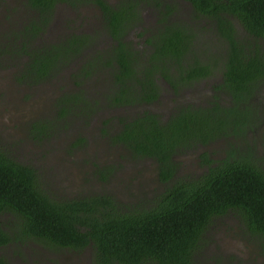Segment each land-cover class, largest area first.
I'll list each match as a JSON object with an SVG mask.
<instances>
[{
	"label": "trees",
	"instance_id": "obj_1",
	"mask_svg": "<svg viewBox=\"0 0 264 264\" xmlns=\"http://www.w3.org/2000/svg\"><path fill=\"white\" fill-rule=\"evenodd\" d=\"M6 1L0 0V6ZM21 1L36 15L17 30L10 29L0 43V57L7 55L13 78L29 85L60 75L62 81L74 80L69 81L74 88L54 101L65 125L69 112L94 119L106 109L125 111L110 141L134 159L155 161L158 179L165 185L151 200L141 196L126 204L107 191L59 200L40 187L32 165L0 150V213L10 211L19 221L7 228L0 215V246L32 238L55 251L87 246L96 264H195L207 226L230 214L245 228L243 237L264 253L263 158L249 146L237 149L246 133L258 135L264 121V109H257L258 89L264 86V0ZM58 2L73 8L93 3L103 20L100 26L94 24L93 35L64 31L51 41L43 36ZM141 10L156 19L150 35L132 48L126 36L138 27ZM89 75L103 88L102 100L84 97ZM199 82L205 85L195 89ZM190 87L197 92L191 99L171 98L176 102L172 111H152V105L164 102L159 95L170 90L181 94ZM208 89L211 94L204 102L208 92L200 90ZM110 120L104 122L107 128ZM41 128L32 126L43 136ZM101 133L107 134V129ZM232 133L239 143L229 145L224 158L215 162L206 151L200 152L207 171L197 178L175 177L174 154ZM93 167L92 178L100 181L114 172ZM215 258L216 264L227 262ZM0 264L10 262L0 254Z\"/></svg>",
	"mask_w": 264,
	"mask_h": 264
},
{
	"label": "rangeland",
	"instance_id": "obj_2",
	"mask_svg": "<svg viewBox=\"0 0 264 264\" xmlns=\"http://www.w3.org/2000/svg\"><path fill=\"white\" fill-rule=\"evenodd\" d=\"M23 9L27 13L26 17ZM31 11L32 9L22 4L21 0H7L0 6V43L6 39L10 29L17 30L23 26L25 20L32 17ZM57 12L60 13V8ZM6 14L8 16H5ZM146 19L148 26L152 24L151 15L146 16ZM49 29L47 35L51 36L47 38H50L51 41L64 34V30L56 21ZM79 29L81 28L79 27ZM79 31L74 30L75 33ZM132 36V33H129L126 38L131 39L132 48H136L134 46L136 37ZM98 43L99 39L97 43L92 44L91 48L96 49ZM91 48H88L87 52L90 53ZM87 52L83 53L84 58H88ZM0 61V150L4 155L10 156L14 160L18 159L31 164L36 172L40 187L48 195L59 200H73L83 196L103 194L105 193L103 191H107L113 194L121 204H126L141 199L139 198L141 196L151 200L156 193L163 189L162 185L155 181L157 166L151 159H134L122 146L114 145L109 139L110 133H114L120 128L117 118L125 111L106 109L102 112L99 111L94 119L87 118V115L81 117L77 113L72 115V112H69L65 119V125V122L57 116L54 101L62 93L74 88L69 79L62 81L63 78L60 75L57 79L29 85L13 78L14 67H11L9 62L7 63V55L1 56ZM95 79L96 77L92 75L84 79L89 82L84 83L87 86L83 95L92 100H102L100 93L103 88ZM189 92L193 93V90ZM169 98L166 96L164 102L152 105V111L159 114L172 111L176 102L169 101ZM175 98L176 96H174ZM177 100L183 102L185 98L179 100L177 97ZM257 109L263 111V98H260ZM109 119L111 120L107 128V124L104 122ZM34 123L38 129L42 127L43 136H39L32 129ZM43 125L49 126V128L44 129ZM103 128L107 129V134L101 133ZM259 133L258 135L252 131L246 133L243 143L237 149L244 151L246 146H249L251 150L255 151V155L259 154L262 157L264 155V138L262 131ZM238 143L239 140L236 137H229V140L218 138L208 146L209 150L206 151L210 152L211 158H217L221 157L218 148L226 149L228 145H237ZM201 151H204L202 146L196 147L195 150H186L185 153L174 154L177 165L175 177L186 180L202 171L204 162L196 160V154ZM93 165L96 168L110 167L114 172L112 176L103 181L96 178L91 179ZM71 185L74 186V192L70 189ZM239 226L240 223L230 214L214 219L213 223H210L205 229V239L201 242L202 246L196 250L194 263L196 261L197 264H216V262H212L216 259L215 257L227 258V262L223 264H238L240 259L243 260L245 252L240 243H237L239 245L236 246L230 243L231 246L226 245L225 247L221 240V237L227 239L231 235L237 236L235 230ZM251 243L242 245H251ZM9 244L0 250V254L6 257L10 264H34V262L36 264H51L48 261H55L56 264H72L70 260H64V256L61 255V253L65 255L66 251L58 252L59 250H51L49 246L43 247L32 238L26 239L23 243ZM253 245L258 247L256 244ZM247 255H255L253 263L264 264V253H259L258 249L249 250ZM232 256L233 258L230 260L229 258ZM59 257L61 261H59ZM246 259L250 260L249 257ZM76 260L79 264H96L93 251L88 247L80 252ZM241 263L243 264V261Z\"/></svg>",
	"mask_w": 264,
	"mask_h": 264
},
{
	"label": "flooded vegetation",
	"instance_id": "obj_3",
	"mask_svg": "<svg viewBox=\"0 0 264 264\" xmlns=\"http://www.w3.org/2000/svg\"><path fill=\"white\" fill-rule=\"evenodd\" d=\"M109 3H115L117 0H107ZM21 3H22V1H21ZM22 4H24V3H22ZM26 7H28V5H25ZM58 8H60V13H58L57 12V10H58ZM148 7H146V9H147ZM22 11H24L25 12V17L27 16V13H26V11L23 9ZM142 11V10H141ZM28 13H30V12H28ZM35 13V11L34 10H32L31 11V14H33L32 15V17L33 16H35L36 14H34ZM152 16V23H154L155 22V19H156V17L152 14V13H150V12H148V11H145V10H143L142 12H141V15H140V22H139V25H138V27H136V28H134V29H132L131 31H130V33H132V35L135 33V34H139L140 33V36L139 37H137V38H135L136 39V41H140L139 43H142V41L143 40H145V38L147 37V36H149L150 35V33L151 32H149V27H150V25L148 26V24H147V19H146V16ZM31 17V18H32ZM31 18H29V19H31ZM29 19H27V20H25L24 22L26 23L27 21H29ZM102 20H103V15H102V11L100 10V8L98 7V6H96V5H94L93 3H87V4H81L80 6H77V7H75V8H73L70 4H67V3H60V2H58L56 5H55V10H54V14H53V20L52 21H50L49 23H50V26L52 25V23L54 22V21H56L59 25H60V27L65 31V33H67V32H74V30H80L79 32H85V33H88V34H91V35H93L94 34V28L96 27V26H94V23L95 24H97L98 26H100V24H101V22H102ZM77 27V29H75ZM79 27L81 28V29H79ZM45 28V27H44ZM110 28H111V25H108V29L110 30ZM106 30V29H105ZM49 31H50V29H49V27H47L46 28V30H45V35H44V37L46 38V37H50L51 35H47L48 33H49ZM107 31V30H106ZM134 31H136V32H134ZM108 32V31H107ZM133 37V36H132ZM79 66V65H78ZM69 81H74V80H71V79H69ZM218 81H221V79H219ZM205 85V83H203V82H199V83H197V84H195L194 86H195V89H201L202 88V86H204ZM164 86L165 87H168L169 88V85H167L166 83L164 84ZM261 86V85H260ZM262 87V86H261ZM195 89L194 88H185L183 91H182V93L180 94V96H179V94H176L175 92H172L171 90H170V92H168V94L167 95H164V94H162V95H159V97L160 98H162V101H165L166 100V96H169L170 98L168 99V100H170L171 98H174V96H176V98H177V96H178V98L179 99H181V98H186V99H191L192 97L191 96H195V95H197V92H195ZM190 90H193V93H190L189 91ZM201 92H208L207 93V95L208 96H204L203 97V100L205 101V99L207 98V97H209L210 96V94H211V90H200ZM258 92H260L259 94H260V97L261 98H263L264 99V86L262 87V88H260V89H258ZM33 109H34V107H33ZM261 130H258L257 131V133L258 134H260L259 132H261L262 131V133H264V121L261 123ZM229 137H235L234 136V133H232V134H230V136H228L227 137V139L229 140ZM223 140H224V138H222ZM212 144V142H210V143H208V144H205V145H199V146H197V147H201L202 146V149L204 150V151H206L207 149H208V146L209 145H211ZM229 146V145H228ZM228 146H227V148H228ZM219 149V151L221 152V157H217V158H214V157H210V152L209 151H206L208 154H209V158H211V159H213L214 161L215 160H217V159H222V158H224L225 156H226V152H225V148L223 149V148H218ZM264 149V148H263ZM192 150H195V147L192 149ZM209 150V149H208ZM202 152V151H201ZM262 164H264V155L262 156ZM18 160V159H17ZM152 160V159H151ZM196 160H198V162H200V158H199V154L197 153L196 154ZM18 161H20V162H22V164L23 165H31V164H29V163H26V162H23V161H21V160H18ZM153 161V160H152ZM215 162H217V161H215ZM153 163L156 165V163H155V161H153ZM197 165H198V163H196ZM202 167H204V169L202 170V171H199V172H197L196 174H194V177L195 178H197L199 175H201L204 171H207V165L205 164V162H204V164H203V166ZM201 167V168H202ZM102 168V167H101ZM193 169V167L191 168V170ZM156 174H155V177H156V182L158 183V184H160V185H162V187H163V189L160 191V192H162L163 190H164V185H165V183L164 182H162V181H159V179H158V175H157V169H156V172H155ZM91 179H93V178H91ZM68 183V182H67ZM70 189H71V191H73L74 192V186H70ZM160 192H158V193H160ZM4 210V209H3ZM0 215L1 216H3V224H5L6 225V227L7 228H10V227H12V226H16V224L18 225L19 224V221L18 220H15V218L17 217L14 213H12V212H10V211H7V212H5V213H0ZM1 216H0V218H1ZM16 216V217H15ZM220 218V217H219ZM1 222V221H0ZM2 224V227H4V228H6L4 225ZM241 226V225H240ZM242 228H240V227H238L235 231H236V234H237V236H235V235H231L229 238H223V237H221V240L223 241V243L225 244H223L225 247H226V245L227 246H231L230 245V243L231 244H233L234 246H236V245H239V244H237V243H240L241 244V247H242V249H243V251L245 252V255L243 256L244 258H243V262H244V264H245V262L248 264V263H253L254 261H255V259H253L254 257H255V255H252V256H248L247 255V253H248V251L249 250H252L253 248L255 249V250H257V248L255 247V245H253L252 243H251V245H242L243 243H245V244H247L248 242H250V241H248L247 240V238L245 237H243V232H242V230H243V225L241 226ZM245 229V228H244ZM243 238V239H242ZM33 241H35V242H37V243H39V245H41V246H48L44 241H37V240H35V239H33ZM5 246V245H4ZM3 245H1L0 246V250L4 247ZM87 246H85L82 250H84L85 248H86ZM59 249V251L58 252H62V251H66V252H64L65 253V255L63 254V253H61V255H63L64 256V260H66L67 259V261L68 260H70L71 261V263L72 264H79L78 262H77V260H76V258H77V256L80 254V252L82 251V250H80V251H78V250H74V249H67V248H63L62 249V247H58ZM228 250H230L229 249V247H228ZM228 250H226L227 252H228ZM232 250V249H231ZM57 251V250H56ZM249 257V259L250 260H248V259H246V258H248ZM94 260L96 261V258H94ZM248 262H247V261ZM59 261H61V258L59 257ZM48 262H50L51 264H56V262L55 261H48ZM96 263V262H95ZM34 264H36L35 262H34Z\"/></svg>",
	"mask_w": 264,
	"mask_h": 264
}]
</instances>
